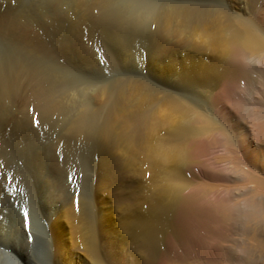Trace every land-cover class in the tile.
<instances>
[{"label":"bare ground","instance_id":"1","mask_svg":"<svg viewBox=\"0 0 264 264\" xmlns=\"http://www.w3.org/2000/svg\"><path fill=\"white\" fill-rule=\"evenodd\" d=\"M153 6H129L135 26L156 22L144 75L97 88L66 127L102 153L97 192L113 197L117 223L109 228L101 206L70 195L67 154H10L21 165L0 154V264H39L37 248L49 264H263L264 0ZM4 19L0 29L16 31L20 50L66 38L53 14L46 25L28 14ZM19 62L15 54L0 63V133L61 108L49 68Z\"/></svg>","mask_w":264,"mask_h":264},{"label":"rangeland","instance_id":"2","mask_svg":"<svg viewBox=\"0 0 264 264\" xmlns=\"http://www.w3.org/2000/svg\"><path fill=\"white\" fill-rule=\"evenodd\" d=\"M81 1L87 5L80 9L77 0H0V21L4 25H6L4 17L10 13L31 15L32 18L39 19L43 25L48 23L53 14V22L61 27L66 36L61 41L56 40L51 50H34L28 44H22L20 50L16 31L8 29L6 34L5 28L4 31L0 29V63L2 58L13 59L15 54H19L21 60L36 70L40 65L44 69V66L48 67L53 78L50 86L54 91V97L61 103V108L55 109L50 118L43 123L37 120L31 126H26V129L19 130L18 134H15L13 126L8 129L9 131L0 133V154L6 155L8 161L13 159L10 154H67L69 170L67 184L70 195L75 199L84 197L87 202L101 206L104 219L111 228L112 224L115 226L119 217L116 204L108 192L100 193L99 196L97 192V175L102 153L83 138L65 135L66 127L82 104L93 101L97 88L126 81L133 75L137 77L144 75L149 57L146 31L149 26L154 30L156 22L149 21L150 19L141 20L135 26V20L129 14V10L131 11L129 6L148 2L154 5L157 12L158 7L168 0H103L105 4L102 7H99L100 0ZM43 6L48 9V13L43 14L41 11L38 13L39 8L42 9ZM78 18L82 20L79 21ZM79 22L81 24H78ZM134 30H138L139 35L132 40ZM56 45L58 49H55ZM24 62H19L20 70L26 67ZM27 88L29 86L24 85L22 90ZM12 103L11 112L15 115V120L27 122L24 111L19 108L20 103L14 102V106ZM105 109L100 114L101 121L106 117L107 108ZM11 112L5 109L2 110V115H8L6 117L8 118ZM21 161L14 158L12 165L16 163L21 165ZM8 170L13 172L15 166L10 165ZM93 213L97 218L96 207ZM67 230L69 232L68 227ZM68 242L70 245V241ZM223 243V239L218 243L222 251ZM34 256L39 264H49L46 251L43 254L42 249L37 248ZM8 264L13 263L9 261ZM167 264L217 263L192 258L186 261L173 260Z\"/></svg>","mask_w":264,"mask_h":264}]
</instances>
